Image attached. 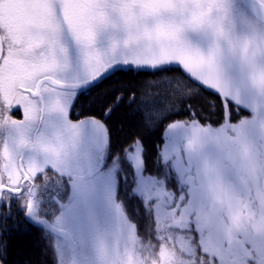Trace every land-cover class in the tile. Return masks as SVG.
Listing matches in <instances>:
<instances>
[{
    "label": "snow or ice",
    "instance_id": "1",
    "mask_svg": "<svg viewBox=\"0 0 264 264\" xmlns=\"http://www.w3.org/2000/svg\"><path fill=\"white\" fill-rule=\"evenodd\" d=\"M79 7L86 22L80 24L77 13L75 39L86 62L123 53L111 68L132 65L163 75L139 91L120 89L89 101L88 111L76 116L74 96L70 124L62 102L47 114L33 112L29 136L40 139L33 148L38 163L25 166L21 158L17 165L11 146L0 157V264L10 244L3 232L13 204L29 227L43 228L53 264H98V240L104 252L129 230L160 253L157 264H176L177 253L189 264H264L258 256L264 244L250 239L245 227L261 177L245 179L241 164L264 147V0H249L246 9L239 0H85ZM101 35L109 39L103 52L95 48ZM153 40L161 44L159 59H137ZM249 88L256 93L250 102L243 98ZM148 95L159 96L162 109L141 111L138 100ZM205 105L215 120L202 116ZM241 108L251 115L234 120ZM122 110L130 117L139 112L145 131L161 114L184 116L164 126L149 157L145 136L119 140L113 121ZM9 115L22 119L21 107ZM119 122L123 133L127 124ZM256 126L259 143L249 133ZM177 131L184 133L182 145L170 139ZM41 145L49 147L41 152ZM232 223L238 226L226 230ZM192 241L191 254L179 247Z\"/></svg>",
    "mask_w": 264,
    "mask_h": 264
},
{
    "label": "rangeland",
    "instance_id": "2",
    "mask_svg": "<svg viewBox=\"0 0 264 264\" xmlns=\"http://www.w3.org/2000/svg\"><path fill=\"white\" fill-rule=\"evenodd\" d=\"M84 2L85 0H51L50 7L54 6L51 10V15H47L46 22L43 18L32 15V12L29 13L33 16L32 19L36 21V25L39 26L35 28L31 23L28 24L31 16L28 17L18 12L13 13L12 0H0V34H3V37L0 36L2 39L0 52L4 51V47L8 50L4 52L5 56L0 59V80L2 88L6 93H8L7 88L10 85L6 81L9 80H14L30 89L34 88L41 78H51L64 84H78L93 78L105 66L116 63L117 60L125 59L124 54L121 53L115 59L105 56L100 61L86 62L82 47L75 39L77 13L81 15L79 23L84 24L86 22L83 11L79 7ZM195 2L197 0H189V3ZM60 5L62 11L56 21L55 12ZM240 7L243 8L241 5ZM24 16V20L20 19ZM12 17L18 18L19 21L11 22L10 19ZM153 26V22L149 21L147 27L152 28ZM241 27H244L243 24H241ZM16 33L17 38L20 39L19 43L16 40V36L13 37L12 35ZM108 44V37L101 35L97 39L95 48L103 52ZM160 55L161 44L153 40L151 42L145 41L136 58L145 63H152L156 62ZM129 66L133 69H149ZM255 71L259 73V67ZM8 95L16 99L23 112V119L21 121H15L10 127H6L8 147H13V153H16V155L23 154V149H27L25 151V158H22L23 163L25 166H35L38 161L37 153L33 151V148L34 145L40 144V139L35 136L30 138L29 136L30 132H34L36 124V121L33 119V112L39 110L47 114L54 105L62 102L63 119L66 123L70 124L71 122L67 120V108L72 103L73 97L76 96V91L56 89L43 84L40 91L42 108L38 100L17 91H13L12 94L8 93ZM255 96L256 93L251 88L243 93V98L249 102ZM241 110H244V112H241ZM237 113L238 116L234 120H240L251 115L244 108H241ZM49 119H55V117H49ZM249 133L253 141L259 143L261 139L259 126L251 128ZM183 137L184 133L177 131L170 139L176 144L182 145ZM22 140L21 144L16 142ZM48 147V145H41V152ZM17 159L13 158L16 164ZM241 164L247 172L245 179L254 177L256 174H259L261 177L260 185L252 197L257 203L255 207L248 208L245 227L250 239L258 244H264V147L258 146V149H253L251 155L241 160ZM237 226L235 223H232L226 225L225 229L231 230ZM179 247L187 250L188 254L190 253L191 245L187 247L186 243L181 242ZM103 248L104 243L101 238L97 242L98 264H146L145 262L143 263L138 254L136 235L131 230L124 237L117 236L112 241L110 249L101 252L100 249ZM258 256L263 260L264 252L258 253ZM175 259L180 264L187 263V261H182L179 253L176 254Z\"/></svg>",
    "mask_w": 264,
    "mask_h": 264
},
{
    "label": "trees",
    "instance_id": "3",
    "mask_svg": "<svg viewBox=\"0 0 264 264\" xmlns=\"http://www.w3.org/2000/svg\"><path fill=\"white\" fill-rule=\"evenodd\" d=\"M50 2L51 0H12L14 7L13 12L22 13L28 17L31 16L29 13L32 12V15L43 18L46 22L47 15H51V10L54 6L52 5V7H50ZM61 11L62 7L60 5L57 7L55 12L56 21L58 20ZM25 16L21 17L20 19L24 20ZM32 18L33 16L30 17L28 24L31 23L32 26L38 28L39 26L36 25V21H34ZM10 21L14 23L19 21V19L12 17ZM12 35L13 37L16 36V40L19 43L20 39L17 38V33ZM0 36L3 37V34H0ZM0 44H2L1 38ZM162 75L163 73L155 72L151 69H133L131 67L126 70L113 71L97 85L77 92V98L73 104V116H76L78 113H84L88 111L89 101H96L104 94L120 89H123L125 92L133 90L139 91L140 87L144 85L146 81H151ZM200 103H203V101H200ZM138 104L141 111L160 110L163 107L161 98L159 96L153 97L152 95H148L142 100H138ZM133 107H135V105H133ZM241 112H244V110H241ZM139 116L140 113L138 112L135 117H130L126 110H122L118 118L113 121V127L121 142L129 135L140 134L145 136L149 146L150 157L153 152L152 145L161 141V134L163 132L164 126L170 120L182 119L184 113L169 111L167 113L161 114L156 122V126L147 131H145V129L140 126ZM202 116L209 117L213 120L216 119V117L212 116L207 110L206 105ZM237 116L238 113L233 111L232 118L235 119ZM120 120H124L127 124V127L123 133L120 132ZM157 226L164 227V224L163 222L158 221ZM165 235H167L166 232ZM4 238L6 240H10L9 248L6 250L7 254L5 256V264H53L51 248L48 246L47 238L43 235L41 230L29 227L28 224L22 221L19 224L12 222L9 226V231L4 234ZM136 239L138 254L140 255L143 263L157 264V257L160 255V253H153L152 248L148 243L141 244L140 237L136 236ZM186 244L187 247L191 245V250L189 253L191 254L192 250L196 246L195 241ZM182 249L185 253L188 252L184 248ZM209 250L210 252L213 251L212 249ZM175 261L176 264H180L176 259ZM186 264H189V262ZM205 264H209V262L206 261Z\"/></svg>",
    "mask_w": 264,
    "mask_h": 264
},
{
    "label": "flooded vegetation",
    "instance_id": "4",
    "mask_svg": "<svg viewBox=\"0 0 264 264\" xmlns=\"http://www.w3.org/2000/svg\"><path fill=\"white\" fill-rule=\"evenodd\" d=\"M1 57V54H0ZM7 83H10V85L7 88L8 93L12 94L13 91H17L25 96H28L30 98H34L35 100H38L40 106L41 102L38 97H32L31 91L34 88H28L25 87L14 80L6 81ZM8 93H6L2 88V83L0 80V157H2L5 154V149L8 147V141L6 138L7 130L6 127H10L12 123L15 121H21V119H16L14 116L9 115L12 108L19 106L16 99L13 96H9ZM42 100V99H41ZM22 111V110H21ZM23 119V118H22ZM18 144H21L22 141H16ZM25 151H23V154L16 155V153H13V158L17 159V165L20 163L21 158H25ZM6 219V227L3 232V236L6 232L9 231V226L12 222H15L17 224L24 222L25 218H23V211L16 207L15 204L12 205L11 212ZM27 224V223H26ZM29 225V224H28ZM33 228H37L38 230L44 231L42 227H37L34 225H31Z\"/></svg>",
    "mask_w": 264,
    "mask_h": 264
},
{
    "label": "water",
    "instance_id": "5",
    "mask_svg": "<svg viewBox=\"0 0 264 264\" xmlns=\"http://www.w3.org/2000/svg\"><path fill=\"white\" fill-rule=\"evenodd\" d=\"M239 2L245 7H248V3L249 0H239ZM14 13V12H13ZM115 64V63H113ZM112 64H109L107 66H105L96 76H94L93 78L82 82V83H78V84H64V83H60L58 81H55L51 78H41L37 83H36V87L34 89V91L31 92V96L32 97H38L40 98V88L43 84H46L52 88H56V89H61V90H73V91H80L86 88H91L95 85H97L99 82H101L109 73L113 72V71H119V70H126L128 69L130 66L129 65H116L115 67L111 68ZM106 69H108L109 71L106 72ZM41 102V100H40ZM41 108H42V102H41ZM30 223V222H29ZM34 225V224H33ZM37 227H41L38 225H34Z\"/></svg>",
    "mask_w": 264,
    "mask_h": 264
}]
</instances>
